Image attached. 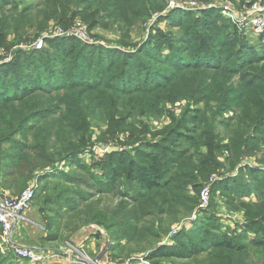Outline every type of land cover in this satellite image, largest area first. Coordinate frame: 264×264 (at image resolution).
<instances>
[{"label":"trees","instance_id":"16d2710c","mask_svg":"<svg viewBox=\"0 0 264 264\" xmlns=\"http://www.w3.org/2000/svg\"><path fill=\"white\" fill-rule=\"evenodd\" d=\"M168 1L166 4L165 0H35L15 4L10 0H0V45L11 44L12 41L8 42L10 38L15 39L16 45L31 43L50 23L67 27L77 16L89 23L88 29L102 24L110 28L113 25L122 36H126L127 26L133 20L153 17L154 13L168 7ZM199 14L202 20L191 21L193 17L190 15L175 12L174 18H171V13L167 18L159 17L157 21H169L170 27L184 31L185 37L181 42L191 44L194 38L200 43L207 42L210 48H203L195 55L187 56V49L172 43L165 44V48L169 47L173 54L164 56L161 51L152 54L151 44L148 45L150 48L140 49L135 55L105 45L88 49L74 38L50 39L46 40L44 49L35 51L37 55L31 57L28 67L33 64V71H26L25 68L22 75L14 80H10L7 73L0 76V194L16 196L34 178L39 182L45 179V175H41L43 168L59 159L70 162L73 157L88 150L91 147L87 137L90 132L89 116L100 122L99 125L107 124L106 134L114 135L128 118L146 113L157 114L162 103H173L187 97L188 89L195 88L196 95L214 92L219 100L242 101L243 107L254 112V118L249 117L247 122L253 125L256 120L253 130L259 134L264 128V50L258 52L240 41H222L219 38L226 30L238 40L236 27L225 25L207 11H200ZM154 30L158 32L157 28ZM248 36L251 37L250 34ZM215 40H220L221 49L218 51L214 47ZM260 41L264 43V35ZM234 43L237 53L235 51L227 58L224 53ZM17 54L20 59H29L24 56L26 54ZM140 56L165 66V71L157 72L143 65ZM234 56L237 57L236 64L226 66L228 59ZM46 58H52L51 63L45 61ZM70 58L73 63H66ZM16 66V62L10 65L11 68ZM94 66L98 69L92 72ZM115 69L118 70L116 77L106 81ZM85 73L89 74L87 78H84ZM90 75L94 78L91 79ZM192 100L195 102L194 97ZM260 111H263L261 115L255 116ZM236 121L231 124L224 122L223 126L231 142L229 158L237 156L235 162L229 165L231 170L237 169L243 156L247 155L248 143L252 140L264 143V138L255 139L243 133L250 127L246 123H239L235 129ZM202 122L205 121L200 115H183L182 120L167 132L171 135L168 139L147 145L152 149L151 153L134 152L133 158L128 157V151L106 154L109 161L117 154L123 156L119 158L118 173L112 178L114 184L124 168L126 177L131 181L130 190L133 186L140 189L135 197L127 195L136 210L129 212L134 225L121 230L122 238L128 239V247L134 243L136 251L149 248L152 253L148 254V258L152 261L155 258L190 260L208 254L216 256L219 263L224 264H264V167L255 170L259 172L257 175L251 170L254 184L249 188L237 179H229V185L235 186L228 187L229 194L235 192L238 198L254 195L259 202L260 209L253 210L262 226L259 235L252 239L246 237L237 242L223 233L216 220L206 217L205 212L193 209L197 206L196 197L188 202L184 193L187 186L185 180H194V168L199 166V163H192L197 154L192 153L191 148L198 150L202 136L213 143L221 135L215 131V125L208 126L205 133L200 132L199 124ZM135 138V132L131 131L127 141L130 143ZM168 145L174 149H168ZM244 171L242 168L237 170L242 176L246 175ZM114 187L112 185V189ZM38 195L37 190L34 199ZM171 204L188 208L167 209ZM192 213L204 214L194 223L192 232L188 233L183 228L173 237V245L154 248L156 245L153 243L160 240V235L154 225H147L149 220L158 222L159 230L165 232L167 220L175 221ZM44 238L56 241L57 235ZM113 243L110 242L108 251L119 248V244L112 246ZM0 264L19 263L0 252Z\"/></svg>","mask_w":264,"mask_h":264},{"label":"rangeland","instance_id":"374dc122","mask_svg":"<svg viewBox=\"0 0 264 264\" xmlns=\"http://www.w3.org/2000/svg\"><path fill=\"white\" fill-rule=\"evenodd\" d=\"M10 1L15 4H23L35 0ZM175 1L180 3V6L175 8L166 7L163 11L154 13L153 17L147 20H133L130 25L127 26L128 30L126 36H122L115 26L112 25L110 28L107 27L108 25L102 24L93 29H88V37L94 44H85L83 42H79V44L87 48L98 45H105L107 48H121L123 51L134 53L135 55H137L136 52L140 49H148V47L150 48L151 46L152 54H158V51H161L165 56L173 54L169 47L165 48V44L172 43L180 46L181 49H187V56H189V54L195 55V53H198L203 48H205V50L210 48V46L206 44L207 42L200 43L198 40H195V38L191 44L183 41L181 42V39L185 37V32H182L179 28L170 27L169 21L157 22L159 17L167 18L172 13L171 18H174L175 12H182L193 17L191 21L195 19L202 20L199 14L200 11H207L208 13L214 14L218 21L226 23L225 25L231 24L235 27L241 13L258 0ZM261 1L264 3V0ZM192 2L200 9L197 7L192 9L190 7V3ZM165 3L167 4V0H165ZM22 4L19 6V9L22 7ZM75 22H79L88 28L89 23L81 16H77L67 27L58 26L52 22L43 33L48 32L47 34H49L53 32L55 28L68 29ZM154 28H157L160 34H158L157 31L155 32ZM236 29L237 28H235V31L239 35L238 40L228 34V30L224 31L223 36H221L222 38L219 39H222V41L226 40L225 42L228 43L240 41L244 45L256 48L258 52L264 50V43L260 41L258 35L251 34V37H246L247 34L240 33ZM117 31L119 33H117ZM38 39H35L31 43L16 45L17 42L15 39L11 40L10 38L8 42L12 41L11 44L7 43L0 45V76H4L7 73V77L9 76L10 80H14L19 74L22 75L25 68L26 71H29L28 69L33 71L35 68L34 65L31 64V66L28 67V63L32 61L31 57L33 55H37L34 47ZM62 39L64 38H58L56 40ZM219 41L220 40L213 41L217 51L221 49L219 48ZM235 43L225 51L224 55L227 56V58L229 55H233L235 51L237 53V48L234 46ZM46 44L45 41L43 49ZM19 52L22 53V56L26 54L24 56L29 59H20V56L17 54ZM8 56L9 58H6ZM40 58L41 60L43 59L42 57ZM236 58L237 57L234 56L228 59L229 62L226 66L233 67L236 64ZM44 60L51 63L52 58H46ZM140 60L143 65L156 69L157 72L165 71V66L163 65L152 63L142 56H140ZM15 62L17 68H11L10 65ZM66 63L72 64L73 62L70 58L66 60ZM97 69L98 67L94 66L91 71L95 72ZM117 74L118 70L115 69L106 81L113 80ZM88 75V73H85L84 78H87ZM90 78L93 79L94 76L90 75ZM186 93L187 97L184 98H180V95H178V98L183 100H177L173 103H162L159 107V113L157 114L146 113L144 116H132L128 118L125 124H123V127L114 132V135L111 133L106 134L108 132L107 124L99 125L100 122L96 121L92 116H89L87 121L89 123L90 132L88 131L87 137L89 141L88 145L91 144V147L89 146L90 148L88 147V150L79 156L73 157L70 162L59 159L51 165H48V167L43 168L44 170L42 169L41 172V175H45V179L39 182L34 178L28 183L27 187L34 182L36 183V191H39V197L33 200L31 209L23 215L21 220L14 224L8 236L4 235L0 228V252L5 255L7 254L10 259L14 261L17 260L10 251L8 242L22 246L19 242H16L14 231L21 226V223H24L27 229L26 231L29 233V236H27L30 238L31 242L30 246L26 245L25 247L43 253L70 252V256L68 257L73 260L75 264H81L79 258H81L83 262L89 264L98 263L99 258H97L95 262V257L97 255H95V253L91 254L92 252L86 250V246H83L85 242L94 238H102V241L105 242L104 244H109V246L112 241L114 242L112 246H115V244L121 246H119L120 249L117 248L115 251L107 250L106 255L108 256L105 255L107 259H103V261H106V264H131L137 258L151 254L152 251H149V248L144 251L134 250V243L128 247V239L126 237L122 238L124 236L121 234V230L126 229L127 226L134 225V222H132L128 216L129 212H134V210H136L134 206H132V202L127 199V195L135 197L140 189L139 187L133 186L130 190L131 181L126 177V170H124V168L119 172L117 181L114 184V179L112 178L113 175L116 177L118 173L117 167L120 165L119 158L123 156L117 154L113 156V158H110L109 161L106 157V154H108L106 151L110 148L117 149L116 152L112 153H123L128 151V157L130 156L131 158H133L134 152H138L139 154L144 152L151 153L152 149L147 145L157 143L163 139H168L171 135L167 134V132L182 120L183 115H200L201 120L205 121L199 124L200 132L205 133L208 126L211 127L215 125V131L221 134L219 139H215L213 143L207 141L206 136H202V140L198 142L200 145L198 150H196L195 147L191 148V152L197 154L192 163L193 165L199 163V166L194 168V180H185L187 186L184 193L187 195L188 202H191L192 199L196 197L197 206L193 209H198V207L203 204L202 193L206 191L208 194V204L204 208V211L201 212H205L207 214L206 217L216 220L217 227H219L223 233L234 238L237 242L242 241L246 237L252 239L255 235H259L262 225L261 222L257 220L256 212L253 210L260 209L258 206L259 202L257 203V199L254 195H242V198H238L235 192L229 194L228 187H235L231 184L229 185V182H231L229 181L230 178H232L231 180L237 179L236 181H241L243 185H248V188L254 184V180H252L253 175L250 173L251 170H254L252 173H256L255 175H257L259 172H255V170L264 167V164H262L264 162V143L256 142L255 140L248 143L246 146L248 150L247 155L243 156L244 158L239 162L240 166H238L237 169L231 170L229 165L235 162L237 156L229 158L232 151L229 147L231 142L226 132H224L223 126L224 122H229V124H231L232 121L234 122L237 120L234 124V128L237 129L239 123H246L250 127L246 131H243V133L250 135V137H255V139L264 138V128L259 131V134H255L253 126L257 121L255 120L253 125L247 122L249 117L254 118V112L247 107H243L242 101L236 102L233 100L231 102L228 98H220L221 100H219L214 92H205V94L196 95L195 88L191 90L188 89ZM193 97L195 98V102L192 100ZM262 112L263 111L256 113L255 116L259 117ZM191 127L192 126H189V128ZM144 130L147 131L144 132ZM131 131L135 132L136 138L129 143L127 140L128 137H131ZM211 144H213L214 147H210ZM172 145H168L167 148L174 149ZM111 164L113 171H111ZM240 168L245 169V176L238 174L237 170ZM107 174L111 176L108 177ZM232 183L235 184L234 181ZM112 185H115L113 189ZM25 189L18 192L16 196L22 194ZM237 189L238 185L235 191H237ZM125 195L126 197H124ZM10 196L14 197L11 194ZM181 205L187 204L181 203ZM177 206L176 204H171L167 209L188 208L185 206ZM103 216L105 218H103ZM202 216H204V214L192 213L188 217L185 216L186 218L174 219L175 221L167 220L164 225L165 232L159 230L160 226L158 222L149 220L147 225H154L160 235V240L153 243V245H156L154 248L158 246H168L165 243L173 241V237L178 235L183 228L188 233L192 232V230L195 229L194 223L202 218ZM124 223H127L126 226H124ZM27 226L29 228H27ZM249 226L251 227L250 229H248ZM52 235H57L56 241L45 240L44 237L49 238ZM20 237H23V235L20 234ZM75 237H84L81 239L83 244L74 245L73 240ZM173 244L174 243L171 242L169 245ZM79 248L85 249V254L77 255L76 249ZM122 250L124 252H122ZM87 259L92 261V263L88 262ZM152 262L155 264H224V262L219 263L216 256H209L208 254H202L198 258L190 260L155 258ZM18 263L27 264L25 261L21 260H18Z\"/></svg>","mask_w":264,"mask_h":264},{"label":"built area","instance_id":"2783aa9c","mask_svg":"<svg viewBox=\"0 0 264 264\" xmlns=\"http://www.w3.org/2000/svg\"><path fill=\"white\" fill-rule=\"evenodd\" d=\"M180 6L175 0L168 1V8H175ZM190 7L195 9L197 7L195 3H190ZM235 27L240 33H245V35L255 34L259 38L264 35V3L261 0L256 1L253 5L251 4L244 12L241 13L238 18ZM48 33V32H47ZM43 33L39 39L35 42L34 50L40 51L44 47V42L50 39L58 38H74L79 42L85 44H94V42L88 37V28L79 23L75 22L68 29L55 28L53 32L47 34ZM249 33V34H248ZM6 58H9L6 57ZM36 183L30 184L25 191L19 196H9V195H0V228L2 229L4 235L8 236L14 224L23 218V215L31 209L32 202L36 193ZM203 204L200 205L196 212L204 211V208L208 204V194L206 191L202 193ZM205 197V198H204ZM172 242V241H171ZM171 242H166L165 244L169 245ZM9 249L16 259L25 261L27 264H47L51 263L54 259H64L66 256H70V252H57V253H43L38 252L32 248L25 246L15 245L8 242ZM76 247V246H74ZM77 255L85 254V249L79 248L76 249ZM106 255V254H105ZM103 255V256H105ZM81 264H89L83 262L79 258ZM88 262L92 263V261ZM97 259H95V262ZM96 264H101L99 261ZM130 264V263H125ZM131 264H155L152 262L148 256H141L137 258Z\"/></svg>","mask_w":264,"mask_h":264},{"label":"crops","instance_id":"0c3cea01","mask_svg":"<svg viewBox=\"0 0 264 264\" xmlns=\"http://www.w3.org/2000/svg\"><path fill=\"white\" fill-rule=\"evenodd\" d=\"M6 195V194H5ZM35 224V223H34ZM36 225V224H35ZM27 228H29L27 226ZM26 227L24 225V223H21V226L18 227L15 231H14V236H15V240L16 242L22 246H30V238L28 237L29 233L26 231ZM20 234L23 235V237H20ZM28 235V236H27ZM34 235V234H33ZM84 237L80 238V237H75V239L73 240L74 245H80L81 243L83 244L82 240ZM105 242L102 241V238H94L89 240L88 242H85V245L83 244V246L86 248V250H89L90 252H92L91 254L97 255L95 258H99V262L101 264H106V261H103V259L106 258V256H103L104 251L107 247L106 244H104ZM87 244V245H86ZM107 259V258H106ZM64 261V262H63ZM75 264V262L73 260H71L68 256H66V258L64 259H54L51 261V263L49 264ZM79 264V263H77Z\"/></svg>","mask_w":264,"mask_h":264},{"label":"water","instance_id":"95a60500","mask_svg":"<svg viewBox=\"0 0 264 264\" xmlns=\"http://www.w3.org/2000/svg\"><path fill=\"white\" fill-rule=\"evenodd\" d=\"M116 151H117V149H116V148H110V149H108L106 152H107L108 154H111L112 152H116ZM108 248H109V244H107V247H106V249H105V251H104V254H103V255H105V254H106V252H107Z\"/></svg>","mask_w":264,"mask_h":264},{"label":"bare ground","instance_id":"6f19581e","mask_svg":"<svg viewBox=\"0 0 264 264\" xmlns=\"http://www.w3.org/2000/svg\"><path fill=\"white\" fill-rule=\"evenodd\" d=\"M18 260V259H17Z\"/></svg>","mask_w":264,"mask_h":264}]
</instances>
